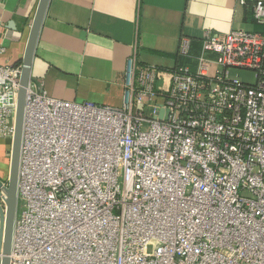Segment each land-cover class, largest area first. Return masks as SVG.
Wrapping results in <instances>:
<instances>
[{"label": "built area", "instance_id": "obj_1", "mask_svg": "<svg viewBox=\"0 0 264 264\" xmlns=\"http://www.w3.org/2000/svg\"><path fill=\"white\" fill-rule=\"evenodd\" d=\"M252 18L183 38L173 68L132 51L120 106L30 79L10 264H264L263 1ZM21 69L0 64L11 144Z\"/></svg>", "mask_w": 264, "mask_h": 264}, {"label": "crops", "instance_id": "obj_2", "mask_svg": "<svg viewBox=\"0 0 264 264\" xmlns=\"http://www.w3.org/2000/svg\"><path fill=\"white\" fill-rule=\"evenodd\" d=\"M257 0H49L31 65V80L50 97L120 106L126 58L163 69L184 61L204 31L260 30ZM264 2V0H261ZM38 0H0V64H18ZM11 142L0 137V180L6 181Z\"/></svg>", "mask_w": 264, "mask_h": 264}, {"label": "water", "instance_id": "obj_3", "mask_svg": "<svg viewBox=\"0 0 264 264\" xmlns=\"http://www.w3.org/2000/svg\"><path fill=\"white\" fill-rule=\"evenodd\" d=\"M48 4L49 0H38L30 24L24 53L21 58L22 69L17 93L14 134L9 156L6 184L0 180V197L4 203V208L0 204V264H10L13 229L18 208V165L26 93L31 79V65L34 58V50Z\"/></svg>", "mask_w": 264, "mask_h": 264}, {"label": "rangeland", "instance_id": "obj_4", "mask_svg": "<svg viewBox=\"0 0 264 264\" xmlns=\"http://www.w3.org/2000/svg\"><path fill=\"white\" fill-rule=\"evenodd\" d=\"M160 100H161V99L158 98V101H159V102H160ZM153 103H154V102H153ZM18 212H19V211H18V209H17V213H18ZM17 213H16V215H17Z\"/></svg>", "mask_w": 264, "mask_h": 264}]
</instances>
